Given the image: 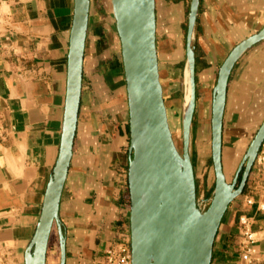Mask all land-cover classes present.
I'll use <instances>...</instances> for the list:
<instances>
[{
  "label": "crops",
  "instance_id": "0c3cea01",
  "mask_svg": "<svg viewBox=\"0 0 264 264\" xmlns=\"http://www.w3.org/2000/svg\"><path fill=\"white\" fill-rule=\"evenodd\" d=\"M90 1L77 129L59 204L65 264H106L110 248L131 240L130 113L122 44L110 0ZM191 2L156 0L163 97L168 118L173 113L181 123ZM74 11L75 0H0V264H26L59 158ZM262 29L264 0H199L191 159L206 189L220 68L238 44ZM263 121L264 39L241 55L228 80L222 163L229 173L237 166L234 178ZM263 207L264 171L255 162L242 194L222 219L211 264H264ZM242 217L254 233L248 260L242 258L248 247ZM54 228L46 264H61Z\"/></svg>",
  "mask_w": 264,
  "mask_h": 264
},
{
  "label": "water",
  "instance_id": "95a60500",
  "mask_svg": "<svg viewBox=\"0 0 264 264\" xmlns=\"http://www.w3.org/2000/svg\"><path fill=\"white\" fill-rule=\"evenodd\" d=\"M90 0H75L68 90L60 154L49 181L42 215L26 253V264H46L53 228L59 232L61 264L65 236L59 204L72 157L82 93L83 60ZM122 44L130 113L128 190L132 264H211L214 241L222 219L242 194L264 143V121L250 143L233 182L222 163V129L226 91L232 69L241 55L264 39V29L238 44L222 64L212 108V163L215 187L210 204L197 203L191 159V129L196 102L194 28L199 0H192L187 34L191 100L183 113V152L176 147L160 82L156 47V0H111ZM187 95V86H186ZM243 172L239 185L238 178Z\"/></svg>",
  "mask_w": 264,
  "mask_h": 264
},
{
  "label": "rangeland",
  "instance_id": "374dc122",
  "mask_svg": "<svg viewBox=\"0 0 264 264\" xmlns=\"http://www.w3.org/2000/svg\"><path fill=\"white\" fill-rule=\"evenodd\" d=\"M110 4H111V0H110ZM111 8H112V4H111ZM112 11H113V8H112ZM168 119H169L171 131H172L174 143H175L176 147L178 148V150L182 153L183 152V133H182L181 120H180V118H175L173 113L170 115V118H168ZM192 153H193V149H192V145H191L190 154L192 155ZM209 166H210V168H209L210 169V179L208 180V182H209L210 189H206V184L204 186V183H202V178H201L202 171L200 169H198L199 174H197L199 177L196 178V175H195L196 184H197L196 189L198 190L197 203H198V206L200 207L201 210H206L208 208V206L210 204V199H211V197L208 195H209V193L213 187V184L215 183V172H214V168H213V163L211 161L209 163ZM236 167H234V169L231 171V173H229L227 168L224 169V172L227 176V180L229 183L233 182V180H234L233 174H234V170ZM241 173L243 174V172H241ZM241 173H240V175H241ZM238 185H239V183H237V186ZM207 186H208V183H207ZM129 206H130V204H129ZM53 229H55V228H53ZM127 242H130V239H127Z\"/></svg>",
  "mask_w": 264,
  "mask_h": 264
},
{
  "label": "built area",
  "instance_id": "2783aa9c",
  "mask_svg": "<svg viewBox=\"0 0 264 264\" xmlns=\"http://www.w3.org/2000/svg\"><path fill=\"white\" fill-rule=\"evenodd\" d=\"M2 136L3 131L0 129V137ZM255 162L258 167L264 171V148L261 147ZM247 203L252 204L253 201L248 199ZM241 223L243 225L244 236L248 243V247H246V251L242 258L248 260L253 251L251 245L254 241V233L250 231L248 219L246 217L241 218ZM106 264H132L131 243L123 241L110 248L106 254Z\"/></svg>",
  "mask_w": 264,
  "mask_h": 264
},
{
  "label": "bare ground",
  "instance_id": "6f19581e",
  "mask_svg": "<svg viewBox=\"0 0 264 264\" xmlns=\"http://www.w3.org/2000/svg\"><path fill=\"white\" fill-rule=\"evenodd\" d=\"M187 78H186V86H187V95H186V109H188V106L190 104L191 100V94H192V88H191V81H190V73L189 69L188 72L186 73ZM173 136V135H172ZM216 178V177H215ZM53 231V230H52Z\"/></svg>",
  "mask_w": 264,
  "mask_h": 264
},
{
  "label": "trees",
  "instance_id": "16d2710c",
  "mask_svg": "<svg viewBox=\"0 0 264 264\" xmlns=\"http://www.w3.org/2000/svg\"><path fill=\"white\" fill-rule=\"evenodd\" d=\"M241 178H242V173H241V175L239 176L238 183H240ZM196 186H197V184H196ZM214 187H215V183L213 184V187H212V189H211V191H210V193H209L208 196H210V197L212 196V192H213V190H214ZM197 194H198V190H197ZM129 204H130V202H129Z\"/></svg>",
  "mask_w": 264,
  "mask_h": 264
}]
</instances>
